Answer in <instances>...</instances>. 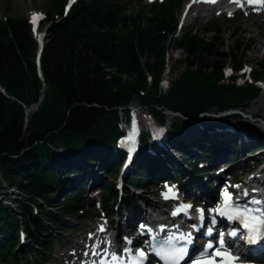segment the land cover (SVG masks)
I'll return each mask as SVG.
<instances>
[{
    "label": "trees",
    "instance_id": "1",
    "mask_svg": "<svg viewBox=\"0 0 264 264\" xmlns=\"http://www.w3.org/2000/svg\"><path fill=\"white\" fill-rule=\"evenodd\" d=\"M66 3L50 2L43 28L52 26L39 62L30 20L0 21V190L16 193L10 204L0 202V264H31L30 256L46 264L59 232L69 228L67 218L86 220L87 199L83 185L69 180L79 174L71 166L92 154L113 163L120 125L131 118L135 97L161 123L168 112L181 115L183 122L173 127L180 135L194 125L189 118L247 107L264 81V61L249 79L239 76L251 62L249 39L238 38L224 51L217 36L208 40L193 28L175 37L181 0L153 6L149 17L144 10L127 15L119 0H79L67 14ZM172 42L185 54L176 61L184 70L164 92ZM227 65L233 69L228 81ZM188 149L213 153L201 143ZM157 160L142 151L130 182H161L159 166L151 162ZM119 168L108 164L112 174ZM115 187L107 188L102 207L117 198ZM22 231L27 245L20 247Z\"/></svg>",
    "mask_w": 264,
    "mask_h": 264
},
{
    "label": "rangeland",
    "instance_id": "2",
    "mask_svg": "<svg viewBox=\"0 0 264 264\" xmlns=\"http://www.w3.org/2000/svg\"><path fill=\"white\" fill-rule=\"evenodd\" d=\"M51 1L52 0H0V21H5L11 17L30 19L31 14L35 12H41L44 15H46L45 21H47L49 18L48 8H49ZM119 1H121L123 5H126L127 15L136 16L140 11L144 10V11H147L148 13L147 15L149 17L150 16L149 12L153 6L157 4L159 5L164 4L167 0H119ZM189 4L191 5L190 0H182L180 7H179V17L182 23L183 30H188V29L193 28L196 31H198V34L202 35L203 37H205V39H208V40H211L212 37L217 36L219 38V42L223 43L224 45L222 47V50L224 51H227V49L232 48L235 40H237L238 38L239 40L249 39L252 41L250 51L248 52V58H249V61L251 60V62L248 63V65L246 66V69L249 70V69H259L260 68L259 63L264 61V13L260 15L244 13V14L235 15L233 18H230L231 14L220 16V14L222 13V11L220 10H217L214 13H212L209 9H206L207 5H204L201 8H192L190 10V13H187L186 7ZM57 23L58 22L56 21L55 24ZM214 27L219 29L220 33L216 34L213 30ZM43 33L47 34L48 35L47 37H49V29L44 30ZM177 36L178 35H176L175 37ZM168 52H169L168 54L169 60H168L167 65L169 69L165 73V80L169 82L170 81L173 82L175 79H177L181 75V73L184 70V66L178 64L176 61L184 58L185 54L183 53V51H178L173 42L169 44ZM230 69L231 68L228 67V71ZM261 87H264V83L261 85ZM263 103H264V88H263L262 93H260V95L257 98L252 100L247 107L243 108V110L246 113V117L248 116L250 119V117L252 118V113H255V117H259L262 123L264 124ZM131 105L133 106V108H136L137 114L140 116V118L142 116L147 118V114L141 108H139L140 100L137 97H135L132 100ZM209 113H217L218 115H221L222 112L213 110ZM238 114L242 116V113H238ZM207 116L209 117L210 115H207ZM223 116L225 115H222V117ZM242 118H245V117H242ZM242 118L240 120H242ZM183 119L184 118L181 115L174 114V113H168L166 122L167 124L182 123ZM248 123L250 125L256 126V123H259V121L250 120ZM218 124H222V123H218ZM262 128L264 129V126H262ZM192 132L196 133L197 138H193L192 136H190ZM225 133L231 134L229 136H231L232 139H234L237 136L235 134H238V133L231 132V131L225 132V130L211 132L210 130H207V126H204V125L200 127H196L193 130H188L186 132L187 134L186 136L188 137L182 138L183 143H180V145H178L179 147H181L180 156L178 154V157H180L181 159V165L178 163L176 164V162H174L171 159L172 156L169 151H168L169 153L167 154L171 156L170 161L165 162L164 165L166 164L167 166H172V167L175 166L174 168L180 171H183V168L185 166L190 168L192 166L191 163L194 161L195 158H197L196 157L197 153L196 152L190 153L188 151L187 146L189 145V143L196 142V143L210 144L214 146L216 144L213 142V139L215 137L222 136ZM262 135H264V131H262ZM236 141H240L239 136L237 137ZM261 141L262 140L257 141L256 142L257 144L255 145V147H258L259 146L258 142H261ZM262 142H264V140ZM230 144L232 143L230 142L227 145L222 144L220 146L226 147ZM178 146L176 148H178ZM176 148H172V150H175ZM256 157H257L256 154L253 156H249L247 153H245L244 155L242 154L240 156V160L242 161V163H240L239 168L243 170L244 173H246L245 174L246 176L252 172L253 170L252 164L256 161L261 160L262 158V157H258V158ZM90 158L92 157H88L86 159L85 163L82 164V167H80V169L71 168V170H79L78 177L83 176L82 179H84L85 182L89 181L86 175L87 170L89 168L88 166L86 167L87 164H90L91 165L90 167H94L98 174H102L100 175L101 183H99L97 187H95L94 189H90V185L86 183L82 190V194L87 199V204L89 207L88 216L90 220L83 222L81 219H78L75 217L67 218L68 222H70L68 230L59 232L60 236H58L57 243L54 245V251L52 252L51 255H48L56 263L65 264L66 262H73V260L69 259L67 255L73 253L74 250L60 251L61 248L67 245L68 247L69 246L75 247L77 244L80 243V238H82L84 234L87 236H92L93 234H91V232L94 233L93 232L94 229L101 230V228L100 229L97 228L99 223H105V224L113 223L116 226L117 225L116 221L119 220L118 208L119 206H121L120 197L116 199L117 205L115 203L110 204V206L107 205L104 210L102 209L100 205V201L102 198L108 197L110 193L109 191L110 189L109 190L107 189L108 187L111 188L113 187V185H115L116 186L115 188L117 189L118 184H119V179H120V173L119 175L114 177L113 175H111V173H109V171H107L108 168L105 167L104 159L99 160L97 163L95 162L93 163L91 162ZM188 165H191V166L189 167ZM206 166L208 167V164ZM239 175L240 174H238V177ZM246 176H243L242 179L245 180ZM73 179H74L73 176L69 178V180H73ZM75 181L80 183V181L76 179ZM183 183H185V181H183ZM140 184L142 186H147L148 184L149 192L145 195L146 196L145 198L148 199V201L152 203L153 205L158 206L157 201H159V198H157L156 195L154 194L155 192H157L156 191L157 186H152V183H150L147 177L144 178V180H142ZM126 185L129 186L128 184ZM12 191L11 190L7 191L5 188H2L0 190V195L7 193L8 194L7 198L9 199L14 198V196L12 195L13 193L10 194V192ZM128 194L131 197L133 196L131 189L129 190L127 188V195ZM3 201L4 203H6L5 200ZM147 210L152 211L150 208H147ZM26 244H27V240L23 242V245H26ZM65 253H66V256L64 255ZM33 258L34 256L29 257L30 263L36 264Z\"/></svg>",
    "mask_w": 264,
    "mask_h": 264
},
{
    "label": "bare ground",
    "instance_id": "3",
    "mask_svg": "<svg viewBox=\"0 0 264 264\" xmlns=\"http://www.w3.org/2000/svg\"><path fill=\"white\" fill-rule=\"evenodd\" d=\"M204 1L205 0H191V2L193 3L192 7L201 8L203 7ZM250 120L259 121V123H256V126L250 125L248 123ZM238 124L239 126L242 127V130L243 129L244 130L238 134H235L237 136L234 139H232V137L229 136L231 135L229 133H225L224 135L215 137L213 139V142L218 146L222 144L227 145L230 142L236 143L237 144L236 154L231 155L229 152H220L209 164L208 170L203 173H199V172L194 173V171L191 169L189 165L188 166L190 168L186 166L183 168L185 172L177 170L178 175L182 178V180L193 187L194 193L192 195L194 196L193 198L195 200L199 201L198 198L200 197L201 193L208 192V190H212V192L216 195V185L219 183V178L222 176L230 175L233 176L235 179H241L242 177L239 178L236 177L237 165H240V163H242V161L240 160V156L242 154L244 155L245 153H247L249 156H253L256 154L257 155L256 158L262 157L261 160L253 163V170L251 173L247 175L246 178L247 181L245 182H250L251 184L256 185L257 189L262 188L264 190V144H263L264 142H262L264 140V135H262V131H264L262 126H264V124L262 123L260 118L255 117V113H252V118L250 117V119L248 116L242 118V120H240ZM193 132L190 134V136H192L193 138H197L196 133ZM238 136L240 137V141H236ZM185 137L188 136L185 135L183 138ZM259 140L262 141L258 142L259 144L258 147H255V145L257 144L256 142ZM180 143H183L182 140L179 142V144ZM169 152L171 153L172 159L176 163L181 164V159L180 157H178V154L179 156L181 154V147L178 146V148L175 150L170 149ZM233 155L237 158L238 160L237 163H235ZM240 171L241 170H239V173ZM100 175L102 174H98L94 167L89 166L87 170L89 185L97 186L99 183H101ZM127 188L129 190L131 189L133 196L135 197V199H137L135 203L134 211L128 213L125 209H123V205L119 206L118 208L119 220L116 221L117 225L115 226L113 223L111 224L112 228L117 227L116 229L124 233L126 231H130L131 229H135V230L138 229L139 226L138 220L148 218L147 208H149V206L153 207V209L159 208L158 206H155L152 203H150L148 199L145 198L146 197L145 195L149 192L148 185L143 186V189L140 190H137L132 186L130 187V185L129 186L126 185L124 189L127 190ZM258 196L259 195H257V197ZM259 198H262L261 195L259 196ZM80 246H81L80 244L77 245L78 248ZM73 256L75 255H72V257Z\"/></svg>",
    "mask_w": 264,
    "mask_h": 264
},
{
    "label": "snow or ice",
    "instance_id": "4",
    "mask_svg": "<svg viewBox=\"0 0 264 264\" xmlns=\"http://www.w3.org/2000/svg\"><path fill=\"white\" fill-rule=\"evenodd\" d=\"M214 2V0H213ZM259 3L264 4V0H259ZM36 20V14L33 15V22L35 23ZM231 193H227L226 191V208H233V212L227 216L229 220H238L242 221L243 227L248 231L249 233V241L255 242L257 239H264V232H261L260 226H264V209L261 208H249L245 206L243 209H241L238 205L237 201H233L231 199ZM245 196L248 195L247 192L244 193ZM165 198H168L167 196ZM252 204L259 205L261 204V201L259 200H253L251 201ZM221 216L224 215V212L220 213ZM211 230H209V233ZM233 236L236 235V233H232ZM188 243H191V236L189 235L186 237ZM130 242V241H129ZM219 247L214 245L213 243H209L206 246V251L204 253L205 256H221L222 259L217 262L214 260L209 259L208 261H193V264H235V261L239 259L238 256H233L230 253H223L220 251V249L225 248V241L223 239V235L221 234V237L218 241ZM186 254V249L184 247L180 248L179 250H176L174 253H172L167 259L166 264H179L180 259ZM141 259L144 258V253H139ZM113 259H117V257H113Z\"/></svg>",
    "mask_w": 264,
    "mask_h": 264
},
{
    "label": "water",
    "instance_id": "5",
    "mask_svg": "<svg viewBox=\"0 0 264 264\" xmlns=\"http://www.w3.org/2000/svg\"><path fill=\"white\" fill-rule=\"evenodd\" d=\"M38 106H39V104H38V105H36V106H35V108H37ZM32 109H33V108H31V109H30V111H32Z\"/></svg>",
    "mask_w": 264,
    "mask_h": 264
}]
</instances>
